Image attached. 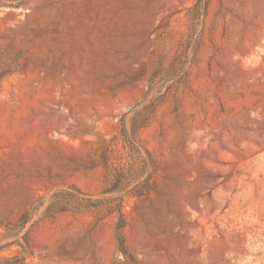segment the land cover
<instances>
[{
	"label": "rangeland",
	"instance_id": "374dc122",
	"mask_svg": "<svg viewBox=\"0 0 264 264\" xmlns=\"http://www.w3.org/2000/svg\"><path fill=\"white\" fill-rule=\"evenodd\" d=\"M194 4L0 0V264H264V0H210L185 81L144 113L157 175L125 205L128 257L118 215L45 216L57 190L103 198L99 155L147 95L133 79L172 63Z\"/></svg>",
	"mask_w": 264,
	"mask_h": 264
},
{
	"label": "trees",
	"instance_id": "16d2710c",
	"mask_svg": "<svg viewBox=\"0 0 264 264\" xmlns=\"http://www.w3.org/2000/svg\"><path fill=\"white\" fill-rule=\"evenodd\" d=\"M210 0H195L192 7L194 15H187L190 21L188 39L183 42L169 66L162 63L152 71L143 68L138 78L133 81L148 79L146 97L131 108L121 119L118 133L103 147L99 155V165L103 169L105 189L102 199H93L79 189L57 190L50 197L45 216L49 218L67 213H97L100 220L118 215L115 237L119 251L129 256L124 230L127 226L124 213L125 205L130 200H140L154 191L157 168L151 153L143 148L135 138L136 132L145 123L148 115L154 111L167 95L173 93L186 79L190 65L202 44L203 28ZM131 127H129L128 117ZM40 198L32 210L23 214L20 227L29 223L44 205Z\"/></svg>",
	"mask_w": 264,
	"mask_h": 264
}]
</instances>
